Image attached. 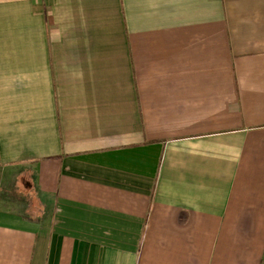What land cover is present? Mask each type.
Returning <instances> with one entry per match:
<instances>
[{
  "label": "crops",
  "instance_id": "1",
  "mask_svg": "<svg viewBox=\"0 0 264 264\" xmlns=\"http://www.w3.org/2000/svg\"><path fill=\"white\" fill-rule=\"evenodd\" d=\"M0 264H264V0H0Z\"/></svg>",
  "mask_w": 264,
  "mask_h": 264
}]
</instances>
